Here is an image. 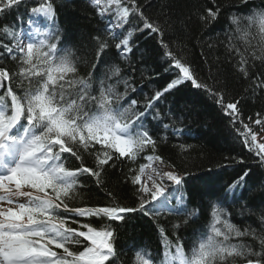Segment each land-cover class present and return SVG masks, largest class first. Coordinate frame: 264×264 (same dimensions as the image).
Listing matches in <instances>:
<instances>
[{"label":"snow or ice","instance_id":"snow-or-ice-1","mask_svg":"<svg viewBox=\"0 0 264 264\" xmlns=\"http://www.w3.org/2000/svg\"><path fill=\"white\" fill-rule=\"evenodd\" d=\"M24 2L0 0V14ZM90 2L98 8L101 18L111 16L105 31L108 39L119 42L110 45L108 39L94 37L95 62L87 75L80 74V62L73 50L61 46L52 0H37L36 6L29 9L26 28H0V35L8 41L0 40V58H10L16 65L12 71L0 67V264H114L112 223L124 222L129 213H158L171 203L170 187L182 184L181 175L165 171L174 165L156 154L158 141L146 120L152 113V119H162L156 103L185 82L215 99L241 143L264 164V142L258 139L261 133L244 122L240 101L226 102L222 91L199 82L191 66L163 39L161 45L171 61L170 68L176 70L175 79L151 97L146 96L141 104L130 97L136 91L134 85L121 75L120 66L113 64L108 75L97 82L94 95L93 72L110 47L126 58L132 52L135 32L147 29L163 37V31L144 15L138 0ZM240 2L247 4L249 0ZM209 3L212 7L197 13L205 26L221 15L216 0ZM136 17L142 27L138 23L126 29ZM230 22L233 27L225 34V47L236 61L234 70L252 80L253 91H264V73L253 75L257 62L264 66V9L247 16L232 14ZM257 117L255 121L251 117L248 120L264 132V118H259V113ZM236 124L241 127L235 128ZM145 153H150L143 157L147 163L129 169L126 177L136 188L137 207L121 206L111 193L108 204L83 201L84 180L93 178L97 186H102L106 168H114L117 162L134 163ZM86 158L93 166H88ZM238 162L243 164V158ZM248 175L246 170L228 185L219 197L221 202H226L229 195L235 198ZM77 201L81 206H75ZM166 210L194 215L184 206L183 195L178 197L176 207ZM229 215L225 208L214 204L207 231L196 239L189 253L179 239L173 245L165 236L162 264H264V216L260 217L262 227L257 231L251 227L242 229L231 222ZM100 220L106 223L94 226V221ZM146 257L151 253L136 252L134 264H155Z\"/></svg>","mask_w":264,"mask_h":264},{"label":"trees","instance_id":"trees-1","mask_svg":"<svg viewBox=\"0 0 264 264\" xmlns=\"http://www.w3.org/2000/svg\"><path fill=\"white\" fill-rule=\"evenodd\" d=\"M52 3L55 26L62 38L61 46L73 50L80 62V74L87 75L95 62L97 44L94 37L108 39L106 22L97 14V8L90 0H52ZM138 3L149 21L160 25L163 37L147 29L135 32L132 52L126 58H122L114 46L110 47L93 72V94H97V82L108 75L113 64H118L121 75L134 85L136 91L130 93V97L139 103L143 104L146 96L151 97L155 91L161 90L177 74L175 69L170 68L171 61L165 56L161 45L163 39L179 58L191 66L199 82L222 91L226 102L240 101L238 107L244 122L261 133L258 139L264 142L261 126L248 120L251 117L255 121L257 113L259 118H264V91H253L252 80L242 78L234 70L236 61L225 47V34L233 27L230 16H247L254 10H262L264 0H249L247 4H242L240 0H216L221 6V15L208 26L197 19V13L203 12L205 7H212L209 0H138ZM36 4L37 0H25L18 8L0 14V28L8 25L18 30L24 26L23 19L30 15L29 9ZM138 23L142 27L139 18H133L125 28ZM0 40L8 42L2 35ZM108 42L114 45L118 40L108 39ZM0 67H8L12 71L16 65L10 58L4 57L0 58ZM260 73H264V66L257 62L253 75ZM120 91H123V85ZM155 107L162 116L160 120L149 118L151 133L158 141L156 154L162 156L167 164L174 165V168L165 169L183 177L182 184L174 187L176 191L167 205L176 207L178 197L183 195L184 206L194 215L189 217L165 208L151 214L129 213L124 222L112 223L116 249L114 264H134L135 254L140 250L151 253V257L146 258L153 259L155 264H162L165 236L173 245L179 239L185 252L189 253L196 239L207 231L214 204L225 208L231 222L242 229L251 227L259 231L262 227L264 164L241 143L229 117L215 99L206 91L185 82L165 93ZM165 124L169 127L165 128ZM240 127L235 125V128ZM181 145L185 147L182 149ZM147 154L150 153L142 154L134 163L117 162L114 168H106L102 186H97L93 178L84 180L83 201L93 205L108 204L111 202L108 193H111L121 206L137 207L136 188L126 177L129 169L146 163L143 157ZM241 157L243 164L238 162ZM86 163L93 166L90 158H86ZM71 164L76 166L75 161ZM246 170L249 175L243 186L236 190L235 198L229 195L226 202H221L219 197L224 195L227 186ZM75 206H81L80 202L77 201ZM105 223L103 220L94 221V226L101 227ZM237 264L243 262L237 261Z\"/></svg>","mask_w":264,"mask_h":264},{"label":"rangeland","instance_id":"rangeland-1","mask_svg":"<svg viewBox=\"0 0 264 264\" xmlns=\"http://www.w3.org/2000/svg\"><path fill=\"white\" fill-rule=\"evenodd\" d=\"M165 171H168V170H165Z\"/></svg>","mask_w":264,"mask_h":264}]
</instances>
